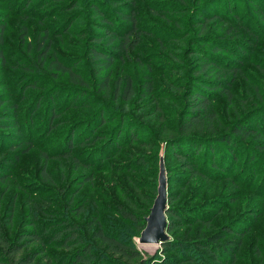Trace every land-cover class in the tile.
Wrapping results in <instances>:
<instances>
[{
  "label": "rangeland",
  "instance_id": "1",
  "mask_svg": "<svg viewBox=\"0 0 264 264\" xmlns=\"http://www.w3.org/2000/svg\"><path fill=\"white\" fill-rule=\"evenodd\" d=\"M9 1L0 0V24L5 26L0 50L5 61L4 65L0 61V83L3 85L0 91L4 95L8 90L12 97L18 100L16 89L19 86L16 88L15 85L20 79H26L25 75L28 74L14 65H34L36 56L33 43L39 26L36 18L31 17L26 23L29 36L21 42L18 37L21 16L6 12L5 6ZM89 1L78 0V6L70 13L63 11V8L70 4L71 0L52 2L46 7L53 10L61 8L58 10L60 14H55L59 24L68 20L70 15L74 19L69 34L63 35L61 40L50 36L52 51L59 59L78 64L81 76L93 85V88L86 90L87 95L84 98L89 106L76 107L61 115L60 124H56L48 136H45L46 132L43 131L45 126L41 118L32 128V135L41 131V135H37V141L31 143L32 145L27 144L31 133L23 130L22 140L27 142L28 146L21 144V148H25L17 152L18 162L13 164L10 176L0 184V194L5 192L2 198L0 197V217L5 214L8 204L15 197L14 232L20 223H27L33 204L46 200L49 205H41L47 211L62 212L73 194L72 205H81L86 212L77 219L69 214L67 217L71 221L82 225L96 217L97 213L104 226L111 229L117 227L115 230L129 237L142 253L153 256L160 249V245L140 246L137 243L141 233L139 225L122 221L115 211L117 207L129 209L134 206L136 215H144L145 210L151 209L157 196L162 163L166 195H176L179 198L177 206L191 207L198 211L195 217H202L200 213L204 211H209L214 217L211 228L204 230L205 234L223 225L241 227L246 232L236 254L235 264H264V151L257 149L258 146H264V140L248 139L246 142H240L243 149L240 151V157L238 156L236 167L233 168L234 172H223L222 176L211 181L194 177L184 188H181L182 180L186 181L188 174L182 172L178 161L171 155L170 146L166 144L167 139L177 133L180 121L187 115L186 90L191 83L196 82L194 78L197 77L196 73L202 64L200 48L205 50L208 47L202 46L203 34L213 37L215 41L216 38L227 39L224 34L230 30L235 34L231 41L250 45L253 50L251 53L247 52L243 58L245 62L232 85L231 98L222 96L215 100L208 107L211 120L205 119L202 126L196 128L191 136L206 138L221 134L230 129L236 120L264 108V0L256 1L260 7L259 14L253 12L246 3L240 4L235 14L238 18L227 13L226 7V2H229L230 8H233L234 4L239 5L240 1L237 0H136L138 25L147 28L154 36H142V42L137 49L121 61L116 60L108 71L111 88L116 79L121 83L126 78L132 79L135 96L130 102L115 100L111 89L108 94L96 92L97 87L94 84L98 83L105 72L97 75L89 64L90 46L87 44V36L92 32L98 33L94 26L97 19L91 17L92 13L87 4ZM151 3L168 4L176 12L166 14L165 19L153 17L147 11ZM200 9H206L208 14H213L212 9H217L219 15L226 16L224 19L227 23L217 21L208 25L203 32L196 20V12ZM252 35L258 39H254ZM28 44L32 46L30 52H26ZM220 55L224 60L231 59L226 53ZM39 73L44 75V79L38 84L44 91L48 86L57 89L70 86L66 76L57 75L54 78L49 72L45 74L39 71L36 73L37 77ZM146 77L153 81L154 94L140 99ZM122 86L123 84L120 89ZM31 92L33 95L36 93ZM26 106L27 104L21 106L20 124L23 128L31 129L26 117ZM100 108L106 111L104 119L108 121L98 129L104 139L111 138L112 133L119 129L121 119L125 126L133 128L132 131L137 137L136 143L128 142L125 132L120 136L118 150L113 146L111 149L104 147L105 140L75 148L74 157L85 166L89 167L90 164L91 167L75 170L71 159L49 160L46 171L55 184H46L41 176L43 162L40 160V151L45 148L51 153L50 150L58 149L71 127L86 123ZM260 126H263L264 134V124ZM80 129L82 130V127ZM81 130L76 132V140L82 135ZM217 147L227 156L224 144ZM250 155L256 159L248 161ZM5 156L14 162V155H10L6 150L0 152V162ZM241 157L245 161L241 160ZM228 158L225 165L228 164L230 171L232 167ZM253 173L257 176L251 184ZM87 177H92V180L79 187L78 184ZM197 227L198 225L194 230Z\"/></svg>",
  "mask_w": 264,
  "mask_h": 264
},
{
  "label": "trees",
  "instance_id": "2",
  "mask_svg": "<svg viewBox=\"0 0 264 264\" xmlns=\"http://www.w3.org/2000/svg\"><path fill=\"white\" fill-rule=\"evenodd\" d=\"M71 1L70 4L64 6L63 11L70 13L78 6V0ZM237 1H240L239 5L234 4L233 8H230L229 2H226L227 13L234 14L236 17L237 9L242 3H246L253 12L260 13L257 0ZM52 2L62 3L64 0H10L5 6L8 14L21 16V23L18 26L20 34L18 37L21 42L29 36L26 23L31 17L36 18L39 30L33 43V51L36 56L34 65H24L23 67L14 65L28 74L25 75L26 79H20L15 85L16 88L19 86L16 89L18 100L13 98L8 90L4 95L0 91V132H8L6 135L0 133V152L6 150L10 155H14V162L7 156L3 157L0 162V184L10 176L13 164L18 162L19 154L17 152L25 148H21V144L28 146L37 141V135H41V131L32 135V128L41 118L45 126L43 131L46 132L45 136H48L56 124H60L61 115L76 107L87 108L89 106L84 98L87 95L86 90L93 88V85L81 76L78 64L73 61L69 63L66 59H59L52 51L51 37L61 40L63 35L69 34L71 22H74L70 15L67 17L68 20L59 24L55 14H60L58 10L61 8L46 9ZM84 4L86 5V2ZM87 4L92 13L91 17L97 19L94 26L98 30V33L92 32L87 36V44L90 46L89 64L97 75L105 72L98 83L94 84L97 87L96 92L108 94L111 89L115 100L130 102L135 96L132 79L126 78L123 83L116 79L112 82L113 87L111 88L108 71L116 60L121 61L126 56L128 57L130 52L137 49L142 42V36L154 35L147 28L138 25L136 0H90ZM212 10L213 14L206 13V9L196 12L198 27L203 32L208 25L217 21L227 23V20L224 19L226 16L219 15L217 9ZM147 11L151 16L162 19H165L166 14L176 12L168 4L153 3L149 4ZM4 29L5 26L0 24V50L3 45ZM224 37L227 39L216 38L214 41L213 37L208 35L201 36L202 46L208 47L205 50L203 47L200 48L202 64L196 73L197 77L194 78L196 82L191 83L186 90L188 96L187 115L180 123L178 122L177 133L171 135L166 141V144L171 148L172 157L178 161L182 172L188 174L186 181L182 180L181 188L187 186L194 177L211 181L222 176L223 172H234L233 168L236 167L238 156L243 149L240 142H246L248 139L264 140L263 126H260L264 124V108L236 120L230 129L221 134L206 138L191 136L196 128L202 126L205 119L211 120V112L208 107L215 100L222 96L227 99L231 98L232 85L245 62L243 58L247 52L251 53L253 50L250 45L231 41L235 34L230 30L226 31ZM19 46L23 48L21 45ZM31 47L28 44L26 52L32 51ZM223 53H226L231 59L224 60L220 55ZM0 61L4 65V56L1 51ZM39 71L45 74L49 72L54 78L57 75L66 76L70 86L62 89L48 86L44 91L38 85L44 79V75L40 73L37 77L36 73ZM210 75L213 77L210 78ZM121 84H123L122 89H120ZM1 87L3 85L0 83V90ZM31 91H36V93L33 95ZM153 94V81L146 77L140 99L151 97ZM31 97H33L32 100ZM22 104H27L26 109H28L25 112L31 129L23 128L20 124ZM105 113L106 111L100 108L86 123L79 124L75 128L71 127L58 149L50 150L51 153L45 148L40 151V160L43 162L41 176L46 184H55L46 171V164L49 160L71 159L75 170L91 167L90 164L89 167L85 166L83 162L74 157L76 155L73 153L75 148H82L105 140L104 145L102 144L104 147L111 149L113 146L115 150H118L120 136L125 132L128 135V142L136 143L137 137L132 131L133 128L125 126V122L123 123L121 119H119V129L112 133L111 138L104 139L98 129L108 122L104 119ZM23 130L31 133L28 143L26 142L28 145L22 140ZM78 130H81L82 135L76 140L75 134ZM219 144L225 145L230 160L218 149ZM262 144L264 145V143ZM257 149L262 152L264 146H258ZM227 158L232 167L230 171L227 168L228 164L225 165ZM243 158L245 159V157ZM243 158L241 160H244ZM255 159L250 155L247 160ZM252 176L251 184L257 175L253 173ZM91 180L92 177H87L78 186L89 183ZM4 193L0 194L1 198ZM14 198L8 204L5 214L0 217V264H235L241 240L246 234L241 227H232L231 225H223L209 234H205L204 230L211 228L214 218L211 213L204 211L200 213L202 217H195L198 211L191 207L177 206L176 202L179 198L176 195L167 196L165 216L168 239L160 244V249L153 256H148L142 253L129 237L119 230H115L117 227L111 229L104 226L99 221L97 213L96 217L82 225L71 221L67 217L69 214L74 215L77 219L86 212L81 205H72L73 194L62 212L47 211L41 205H49L46 200L33 204V207H30L27 223L25 221L20 223L13 232ZM133 208L136 207L132 206L129 209L117 207L115 212L122 221L138 224L139 230L142 232L146 226L145 219L149 215L150 209L145 210L144 215H136ZM196 225L198 227L194 230ZM51 249L54 251H48ZM59 251L63 253H58Z\"/></svg>",
  "mask_w": 264,
  "mask_h": 264
},
{
  "label": "water",
  "instance_id": "3",
  "mask_svg": "<svg viewBox=\"0 0 264 264\" xmlns=\"http://www.w3.org/2000/svg\"><path fill=\"white\" fill-rule=\"evenodd\" d=\"M166 211V181L163 166L162 163H160L157 196L154 200L153 206L149 210V215L145 219L146 226L137 240V243L140 246L160 245L168 239L166 234Z\"/></svg>",
  "mask_w": 264,
  "mask_h": 264
},
{
  "label": "bare ground",
  "instance_id": "4",
  "mask_svg": "<svg viewBox=\"0 0 264 264\" xmlns=\"http://www.w3.org/2000/svg\"><path fill=\"white\" fill-rule=\"evenodd\" d=\"M146 246H156V245H146Z\"/></svg>",
  "mask_w": 264,
  "mask_h": 264
}]
</instances>
